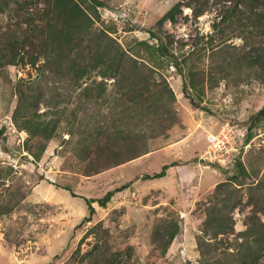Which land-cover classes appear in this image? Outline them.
I'll return each instance as SVG.
<instances>
[{
  "label": "rangeland",
  "instance_id": "374dc122",
  "mask_svg": "<svg viewBox=\"0 0 264 264\" xmlns=\"http://www.w3.org/2000/svg\"><path fill=\"white\" fill-rule=\"evenodd\" d=\"M27 2L14 0L0 11L4 29L17 27L24 17L44 7L46 1ZM103 2L98 7V24L125 48L134 46L136 39L156 42L150 36L152 28L164 37L172 34L173 49L179 59L196 49L208 53L214 44L221 49L216 55L218 71H222L218 73L225 77L217 81L216 76L212 82L207 79L203 85L204 100L195 102L185 92L184 76L168 61L163 62L157 76L166 79L175 99L170 111H158L152 114L153 121L140 126L146 129L150 151L93 173L90 162L83 158V145L90 140L93 130L87 120L81 119L83 110L77 112V119L71 115L76 104H70L62 113L57 132L41 158L30 153L29 133L19 129L13 119L18 103L16 84L37 78L39 71L24 63L1 68L0 201L7 209L0 213V264H80L73 252L80 248L83 254L98 241L102 249L120 252L121 259L132 256V264H201L196 237L203 225L205 203L213 197L216 185L226 182L236 171L234 162L239 156L217 164L201 163L199 155L207 133L226 121L246 127L251 136L240 153L241 159L250 170H261V174L264 171V118L252 123V116L264 105V70L256 72L248 59L257 47H264V35L248 26L247 20L215 29L214 23L230 5L228 0ZM176 4L180 5L176 20H165L160 29L158 20ZM261 9L264 6L258 7ZM211 35L214 40L209 38ZM139 53L145 57L144 50ZM139 60L146 63L141 57ZM45 78L47 97L51 96L48 87L53 83L58 85V91H68V81ZM92 78L101 76L92 73ZM92 78L86 80L90 82ZM113 86V79H108V87ZM114 102L111 97L108 106L97 108L107 113ZM47 109L41 102L39 111ZM143 117L146 115L139 113L136 119ZM132 125L135 127L137 122ZM33 142L37 144L36 139ZM12 148L21 151V155L15 156ZM165 164V175L154 176ZM126 183L129 186L117 191L107 206L94 201L96 212L89 218L87 198L102 197ZM258 204V193H245L243 203L234 211L235 234L227 239L228 245L250 223V214ZM99 221L103 222V229L97 232L93 226ZM169 221L178 224L179 230L163 252L155 237L160 229H167Z\"/></svg>",
  "mask_w": 264,
  "mask_h": 264
},
{
  "label": "trees",
  "instance_id": "16d2710c",
  "mask_svg": "<svg viewBox=\"0 0 264 264\" xmlns=\"http://www.w3.org/2000/svg\"><path fill=\"white\" fill-rule=\"evenodd\" d=\"M11 1L14 0H0V11H4ZM45 1L44 7L24 17L17 27L4 29L0 24V69L9 64L24 63L39 71L37 78L17 82L18 103L13 112L17 127L29 133L27 148L36 159L41 158L48 141L56 134L62 113L70 104H76L71 115L77 119V112L83 110L81 119L87 120L93 130V137L83 145L86 153L83 158L90 162V172L95 173L145 154L150 151L149 137L146 129L140 126L153 121L152 114L170 111L175 99L166 79L157 76L163 62L168 61L184 76L185 92L195 102L204 100L203 85L207 79L212 82L217 77V81L225 77L218 73L222 71H218L216 55L221 49L214 44L208 53L196 49L179 59L173 49L172 34L167 33L164 37L152 28L150 36L156 42L136 39L134 46L125 48L110 31L98 24V7L104 5L103 0ZM228 1L230 5L221 19L214 23L215 29L222 24L232 26L247 20L250 23L248 26L257 28L259 34L264 35V9L258 10V7L264 6V0ZM179 10L180 5L176 4L166 12L158 20L159 28L167 19L175 21ZM210 37L214 40L212 35ZM140 50L146 52L145 57L140 55ZM140 57L146 63L140 62ZM248 59L256 72L263 71L264 47H257ZM92 73L101 78H92ZM45 77L55 82L57 78L68 81V91L65 94L58 91V85L53 83L48 87L51 96L47 97L49 91L43 86L47 81ZM87 78L92 79L89 82ZM111 78L114 83L112 89L108 87V79ZM111 97L115 100L112 107L107 113H101L97 107L110 103ZM41 102L47 110L39 111ZM139 113H144L146 117L136 119ZM262 118L264 105L252 116V123L256 124ZM135 121L137 125L133 127ZM250 136L248 132L246 143ZM234 164L236 171L229 175L226 182L216 185L213 197L205 203L203 225L196 237L201 264H261L264 257V171L261 174V170H250L240 154ZM167 167L168 164H165L154 176L165 175ZM253 175L260 177L247 181ZM128 186L129 183H126L107 191L102 197L87 198L89 218L92 219L96 212L94 201L107 206L117 191ZM64 187L71 189L70 186ZM246 192L251 196L258 193L260 205L253 208L250 223L238 231L234 243L228 245L229 236L235 234L234 211L243 203ZM6 209L0 201V213ZM93 228L98 232L103 229V222L95 223ZM178 230L179 225L169 221L165 231L160 229L157 232L155 242L163 252L167 251ZM98 243L83 254L77 248L72 254L74 259L80 264H132V256L121 259L120 252L102 249Z\"/></svg>",
  "mask_w": 264,
  "mask_h": 264
},
{
  "label": "built area",
  "instance_id": "2783aa9c",
  "mask_svg": "<svg viewBox=\"0 0 264 264\" xmlns=\"http://www.w3.org/2000/svg\"><path fill=\"white\" fill-rule=\"evenodd\" d=\"M246 134V127L230 121L224 122L214 131H209L199 155L200 162L217 164L237 157L247 144Z\"/></svg>",
  "mask_w": 264,
  "mask_h": 264
},
{
  "label": "water",
  "instance_id": "95a60500",
  "mask_svg": "<svg viewBox=\"0 0 264 264\" xmlns=\"http://www.w3.org/2000/svg\"><path fill=\"white\" fill-rule=\"evenodd\" d=\"M12 153L15 155V156H20L21 155V151L19 150H16L15 148H12Z\"/></svg>",
  "mask_w": 264,
  "mask_h": 264
}]
</instances>
